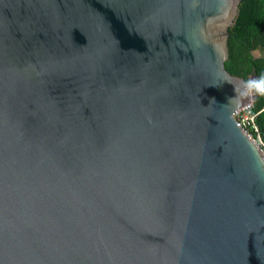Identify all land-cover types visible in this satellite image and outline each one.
Wrapping results in <instances>:
<instances>
[{"label":"water","instance_id":"1","mask_svg":"<svg viewBox=\"0 0 264 264\" xmlns=\"http://www.w3.org/2000/svg\"><path fill=\"white\" fill-rule=\"evenodd\" d=\"M239 3L0 0V264H264Z\"/></svg>","mask_w":264,"mask_h":264},{"label":"trees","instance_id":"2","mask_svg":"<svg viewBox=\"0 0 264 264\" xmlns=\"http://www.w3.org/2000/svg\"><path fill=\"white\" fill-rule=\"evenodd\" d=\"M228 33L225 69L246 83L251 77L257 79L254 112H260L256 121L264 142V54L256 58L253 55L254 51L264 50V0H240L238 15Z\"/></svg>","mask_w":264,"mask_h":264},{"label":"built area","instance_id":"3","mask_svg":"<svg viewBox=\"0 0 264 264\" xmlns=\"http://www.w3.org/2000/svg\"><path fill=\"white\" fill-rule=\"evenodd\" d=\"M249 90L250 101L240 109H238L233 117L236 123L244 131L247 137L254 142V144L259 147L263 153L264 157V142L262 140L261 132L256 121V117L260 112H254V100L251 99L254 95L252 88L246 84Z\"/></svg>","mask_w":264,"mask_h":264},{"label":"rangeland","instance_id":"4","mask_svg":"<svg viewBox=\"0 0 264 264\" xmlns=\"http://www.w3.org/2000/svg\"><path fill=\"white\" fill-rule=\"evenodd\" d=\"M264 54V50H262V49H259V50H257V51H254V55L256 56V57H259L260 55H263ZM248 85L252 88V89H254V86H255V82H254V79L251 77L250 78V80H249V82H248Z\"/></svg>","mask_w":264,"mask_h":264}]
</instances>
